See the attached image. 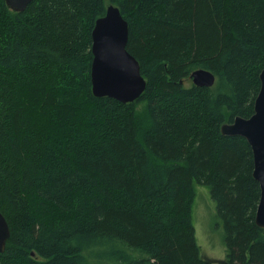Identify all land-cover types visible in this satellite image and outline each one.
Returning a JSON list of instances; mask_svg holds the SVG:
<instances>
[{
	"label": "trees",
	"instance_id": "16d2710c",
	"mask_svg": "<svg viewBox=\"0 0 264 264\" xmlns=\"http://www.w3.org/2000/svg\"><path fill=\"white\" fill-rule=\"evenodd\" d=\"M109 4L147 80L132 103L92 93ZM263 68L264 0H0V264H264L251 148L220 132L253 115ZM198 69L212 87H185ZM195 185L215 204L221 262L200 255Z\"/></svg>",
	"mask_w": 264,
	"mask_h": 264
},
{
	"label": "water",
	"instance_id": "95a60500",
	"mask_svg": "<svg viewBox=\"0 0 264 264\" xmlns=\"http://www.w3.org/2000/svg\"><path fill=\"white\" fill-rule=\"evenodd\" d=\"M32 0H4L14 12L25 10ZM127 22L119 9L109 4L105 15L95 21L91 32L92 63L90 70L92 93L95 97H108L123 104L137 100L146 83L137 60L126 50ZM190 79L196 87L210 88L215 77L207 70L198 69ZM260 89L254 101L253 115L248 119L235 117L220 127L223 136H241L252 152V177L258 183L260 196L255 213V224L264 229V68L259 75ZM10 230L0 213V253H3Z\"/></svg>",
	"mask_w": 264,
	"mask_h": 264
},
{
	"label": "rangeland",
	"instance_id": "374dc122",
	"mask_svg": "<svg viewBox=\"0 0 264 264\" xmlns=\"http://www.w3.org/2000/svg\"><path fill=\"white\" fill-rule=\"evenodd\" d=\"M144 78V77H143ZM145 83L147 80L144 78ZM185 87L192 84L191 79L184 82ZM139 107H136V111ZM195 201L192 209V224L200 255L213 262L225 259V246L222 228L216 217L215 204L211 200L207 187L195 185Z\"/></svg>",
	"mask_w": 264,
	"mask_h": 264
}]
</instances>
